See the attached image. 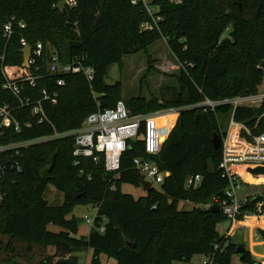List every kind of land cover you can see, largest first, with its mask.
<instances>
[{
    "label": "trees",
    "instance_id": "16d2710c",
    "mask_svg": "<svg viewBox=\"0 0 264 264\" xmlns=\"http://www.w3.org/2000/svg\"><path fill=\"white\" fill-rule=\"evenodd\" d=\"M61 1L0 0V103L22 125L20 132L2 129L0 145L77 130L90 114L120 101L132 115L176 110L159 154L150 158L167 175L158 190L134 198L122 192V185L140 187L142 177L134 170L133 160L147 158L141 140L129 142L116 174L105 171L102 155H97V162L75 159L71 138L29 146L18 156L12 155L11 162L17 161L19 170L7 166L0 177V236L8 239L6 251L54 250L37 264H77L74 254L85 252H91L89 264H103L101 255L116 264H191L196 255L211 258L214 264H232L236 252L231 238L217 232V225L227 220L222 212L183 210L179 205L185 201L202 205L222 198L228 182L220 164L230 117L253 135L264 132V106L233 109L222 105L215 110L203 106L206 100L258 94L264 73V0H234L235 11L229 13L214 9L211 0H182L181 4L150 0L151 15L142 0H135L136 4L134 0H76L75 8L60 11ZM247 1L256 8L252 20L236 12ZM12 19L15 25L6 40L1 31ZM18 23H24L25 29L20 30ZM144 23L153 28L143 30ZM228 29L229 38L221 39ZM161 39L180 66L175 76L178 90L170 98L123 100L121 84L105 82L109 68L121 67L124 56L145 51ZM21 40L31 48L41 43L45 59L49 49L57 52L63 64L82 59L94 69V80L88 83L83 75L48 76L41 61L36 73L24 68ZM3 70L12 82L42 76L34 89L21 84L22 96L32 102L42 100V89L58 93L56 105L42 103L48 122L38 124L30 107L21 108L11 92L3 90ZM60 78L65 81L62 87L56 85ZM26 122L30 128L24 126ZM215 135L221 139L219 149L212 144ZM247 171L260 178L257 184L264 183L263 168ZM197 175L202 179L200 187L185 189L187 180ZM246 181L255 182L250 177ZM48 185L63 194L61 206H50L45 200ZM260 202L264 204V195L247 198L237 220L253 215ZM80 205L97 210L96 227L101 218L107 220L103 233L76 237V217L67 216ZM51 224L61 231L48 230ZM241 261L262 264L248 251Z\"/></svg>",
    "mask_w": 264,
    "mask_h": 264
},
{
    "label": "built area",
    "instance_id": "2783aa9c",
    "mask_svg": "<svg viewBox=\"0 0 264 264\" xmlns=\"http://www.w3.org/2000/svg\"><path fill=\"white\" fill-rule=\"evenodd\" d=\"M64 8H75L77 6L76 0H63ZM173 4H181L182 0H169ZM148 13L153 14L146 2L142 0ZM136 4V1H132ZM152 11V12H151ZM159 18L154 19V23ZM14 19L5 24L1 33L3 38L8 40L13 32ZM16 26L20 30L25 29L24 23H18ZM143 30H151L153 25L150 23L142 24ZM22 50L30 48V56L28 60L29 68H33L34 72H38L40 67L37 65L39 61L43 63L45 72L48 76H66V75H83L88 83L94 80V69L91 66H86L82 59H75L70 63H61L56 51L50 50L44 55V46L41 43L35 44L32 48L21 40ZM5 78L3 90L11 92L20 104L21 108L30 107L32 116L37 120L38 124L48 122L46 114L43 109V102H49L52 105L57 104L58 93L56 91L49 92L47 89L40 91L41 99L32 102L29 98H24L22 95L21 84H28L31 89L36 88V82L42 76H28L20 81L12 82L8 80L7 76L2 71ZM64 79H57L56 85L64 86ZM264 87V73L262 77V85ZM222 105H229L233 109L240 106L255 107L264 106V92H259L255 96L235 97L221 101L206 100L203 103L205 108L215 110ZM176 110L169 112H157L148 115H132L125 107L122 101L112 108H105L90 114L83 122L81 128L72 131H54L50 135L41 136L31 140H26L10 145H0V177L5 173L6 167L19 170L17 161L11 162L12 155L18 156L20 151L33 145L48 143L52 141L64 140L71 138L74 141L73 157L89 158L97 162L98 156L102 155L104 159L105 171L109 174H116L120 169V161L123 154L126 153L130 141L141 140L147 158H135L133 160V168L142 177V180L150 183L154 189H159L162 185L165 176L161 172L157 164L150 158L156 157L163 145L167 136V126L158 124L159 119H165L171 116ZM264 115V114H263ZM262 115V116H263ZM0 135L2 129H14L20 132L22 125L13 117L11 109L0 103ZM27 128L31 127V123H24ZM233 129L232 134L229 131L223 141V154L220 164L222 177L227 179L228 187L223 191L222 198H214L211 204L203 206L206 209H211L216 206L225 218L234 222L241 214L242 205L246 202L245 199H238V192L244 185H250L251 182L246 181V177L253 179V176L248 173V169L263 168L264 169V132L260 135H253L252 130L245 127L243 124L235 122L233 118L229 124ZM78 146V148H75ZM3 158V160H2ZM7 162V163H6ZM201 177L194 176L190 178L185 188L187 190H197L201 185ZM112 189V188H111ZM189 203L188 201H185ZM255 219L264 218V204L257 203ZM97 210L92 219L85 217L83 221L88 225L89 230L94 228L96 232L103 233L104 225L107 222L105 218H101L96 227ZM203 264H214L213 259L209 258Z\"/></svg>",
    "mask_w": 264,
    "mask_h": 264
},
{
    "label": "rangeland",
    "instance_id": "374dc122",
    "mask_svg": "<svg viewBox=\"0 0 264 264\" xmlns=\"http://www.w3.org/2000/svg\"><path fill=\"white\" fill-rule=\"evenodd\" d=\"M146 2L149 5L150 0H146ZM234 2V0H211V6L214 9L229 13L235 11L232 7V3ZM149 8L153 10L151 6ZM236 8V12L239 11L243 19H253L256 8L251 2L247 1ZM230 32L231 29H228L221 39L229 38ZM179 70L180 66L169 50L166 40L161 39L150 45L145 51L124 56L122 58L121 67L116 64L112 65L108 70L105 82L107 85L120 83L123 100L136 97L150 100L152 97L160 98L161 95L165 98H170L178 90L175 76H177ZM259 92H264L263 86L258 88V93ZM169 111L171 110H160L157 112L164 113ZM257 182L258 180L255 179L254 183L257 184ZM122 192L130 194L134 198L145 196V191L141 187H135L129 184L122 185ZM262 195H264V185H244V187L238 192V199H244L245 196L252 198ZM44 196L50 206L58 207L63 203V194L58 192L52 185L47 186ZM211 202L212 201L207 204L194 206L189 204L187 207L181 203L179 207L184 210H191L194 207L203 209V206L211 204ZM204 209L206 208L204 207ZM95 213L96 209L80 205L76 206L67 218L69 219L74 216L80 219H84L85 217L92 219ZM78 228V234L76 237L88 236L89 228L85 221H83ZM48 230L54 233H59L61 231L58 226L52 224L48 226ZM227 230L231 233L233 232V234L240 230L245 237L244 248L246 251L251 254L254 261L264 263V218L255 219L252 214H244L241 219L234 222L224 220L217 225V232L219 235L225 236ZM7 241L8 239H6V237L0 236V264H37L44 257L52 256L54 254L52 248H48L45 251L41 248H34L30 253H26L22 248H17L14 253H10L6 251L5 248ZM73 257L77 258V264H87L88 259L91 258V253H77L74 254ZM195 258L196 261L201 257ZM100 261L104 264H108L109 262L113 263L112 261L107 260L105 255L100 256ZM175 264L184 263L176 262ZM232 264L244 263L240 261L238 256H234L232 258Z\"/></svg>",
    "mask_w": 264,
    "mask_h": 264
},
{
    "label": "water",
    "instance_id": "95a60500",
    "mask_svg": "<svg viewBox=\"0 0 264 264\" xmlns=\"http://www.w3.org/2000/svg\"><path fill=\"white\" fill-rule=\"evenodd\" d=\"M57 7H58V9L60 11H62L63 8H64V3L62 1L59 2V4H58ZM22 55H23V67L26 68V69H28L29 68L28 60H29V56H30V48H26V49L22 50ZM212 144H213V147L215 149H219L221 147V139L219 138L218 135H215L214 136V138L212 140ZM75 148H78V146H76ZM140 186L142 187V189L146 193H148L151 190L150 183H148V182H146L144 180H141L140 181ZM221 196H223V192L221 193ZM211 212L218 213L219 212V208L216 207V206H214V207L211 208ZM82 222H83V219L76 218V223H77L78 226L80 224H82ZM95 233H96V230L94 228H92L89 234H95ZM230 243H231V245L233 247H235V252H236V255L238 256V258L240 260H242L243 254L245 252L243 233L240 230H238L237 232H235V234L231 238ZM126 244L129 245L132 248L135 247L134 244H131L128 241H126ZM73 264H74V262H73Z\"/></svg>",
    "mask_w": 264,
    "mask_h": 264
},
{
    "label": "crops",
    "instance_id": "0c3cea01",
    "mask_svg": "<svg viewBox=\"0 0 264 264\" xmlns=\"http://www.w3.org/2000/svg\"><path fill=\"white\" fill-rule=\"evenodd\" d=\"M176 112H177V111H176ZM176 112H174L173 114H175ZM231 119H232V117H230L229 120H228V122H227L226 135H227V133H228V131H229V128H230L229 124H230ZM232 132H233V129L230 128V133L232 134ZM255 179H256V180H259L260 178H253L254 181H255ZM188 180H189V179H188ZM188 180H187V181H188ZM251 184H253V185H264V183H262V184H260V183H258V184H256V183H251ZM251 184H250V185H251ZM246 186H248V185H246ZM140 187H141V186H140ZM141 188H142V187H141ZM151 189H153V188L151 187ZM185 189H186V188H185ZM145 194H146V192H145ZM247 196H248V195H247ZM245 198L247 199L248 197L245 196L244 199H245ZM180 204H181V203H180ZM182 204H184V206L186 205L185 207H187V205H189V204L194 206V204H192V203H190V202H189V203L182 202ZM91 207H92V206H89L88 208H91ZM194 208H195V207H194ZM91 209H94V208L92 207ZM192 209H193V208H192ZM183 210H184V209H183ZM203 210H207V209H203ZM90 231H91V230H89L88 234L90 233ZM232 234H233V232L231 233L230 231L227 230L225 236H226V237L229 236L230 238H232V237H231ZM234 234H235V233H234ZM234 234H233V235H234ZM243 237H244V235H243ZM244 242H245V237H244ZM244 245H245V243H244ZM245 251H246V249H245ZM88 253H91V252H88ZM88 257H89V256H88ZM105 257H106V256H105ZM195 257H201V258H199L198 260L195 261V259H196ZM195 257H193V258L191 259V264H203V263L206 261V258H205L204 256H202V255H198V256L196 255ZM236 257H237V255H236ZM106 259L109 260V261H112V262H113V263H110V262L108 263V262H107L108 264H116L114 260H112V259H108L107 257H106ZM240 261H241V260H240ZM89 262H90V258L88 259V263H87V264H89ZM175 263H176V262H173L172 264H175ZM177 263H178V262H177ZM179 263H180V262H179ZM103 264H104V263H103ZM262 264H264V263H262Z\"/></svg>",
    "mask_w": 264,
    "mask_h": 264
},
{
    "label": "bare ground",
    "instance_id": "6f19581e",
    "mask_svg": "<svg viewBox=\"0 0 264 264\" xmlns=\"http://www.w3.org/2000/svg\"><path fill=\"white\" fill-rule=\"evenodd\" d=\"M169 119H170V116L168 118H165V119H163V118L162 119H159L157 122L160 125L167 126V130H168V128H169Z\"/></svg>",
    "mask_w": 264,
    "mask_h": 264
}]
</instances>
